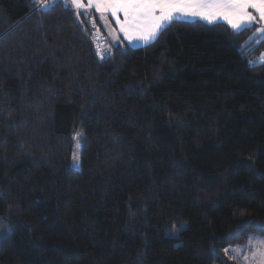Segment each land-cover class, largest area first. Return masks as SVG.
Returning <instances> with one entry per match:
<instances>
[{
    "label": "trees",
    "instance_id": "1",
    "mask_svg": "<svg viewBox=\"0 0 264 264\" xmlns=\"http://www.w3.org/2000/svg\"><path fill=\"white\" fill-rule=\"evenodd\" d=\"M255 29L178 20L100 59L62 1L0 0V264H242L264 236Z\"/></svg>",
    "mask_w": 264,
    "mask_h": 264
},
{
    "label": "snow or ice",
    "instance_id": "2",
    "mask_svg": "<svg viewBox=\"0 0 264 264\" xmlns=\"http://www.w3.org/2000/svg\"><path fill=\"white\" fill-rule=\"evenodd\" d=\"M57 0H33L38 9H49ZM65 6L76 11L79 18L80 10L95 7L96 11L101 14V18L106 19L105 13H111L116 19L119 29L124 33L125 38L132 43L134 40H141L144 43L155 41L160 33L169 28L174 21L183 17H199L209 24L216 22L218 19L226 21L231 29L239 32L243 29L250 28L256 22V16L248 9H254L259 16V20L264 22V0H88L87 6L83 0H64ZM119 13L123 14L124 19H119ZM94 24L95 21H92ZM260 37L259 43L264 42V28H257L253 37L249 41ZM97 55L101 58L104 53L97 49ZM254 61L249 60L248 64L252 65ZM255 63L264 66V53L256 58ZM82 133H76L74 138L81 136ZM80 145L77 143V148ZM80 157L74 152L73 163L79 164ZM6 227L0 224V231ZM178 231V229H173ZM252 240V237L249 238ZM251 244H249V247ZM232 249H225L228 253ZM243 249H239L242 251ZM261 264H264V252L258 253ZM239 258V256L237 257Z\"/></svg>",
    "mask_w": 264,
    "mask_h": 264
},
{
    "label": "rangeland",
    "instance_id": "3",
    "mask_svg": "<svg viewBox=\"0 0 264 264\" xmlns=\"http://www.w3.org/2000/svg\"><path fill=\"white\" fill-rule=\"evenodd\" d=\"M256 22L261 23L259 20H256ZM77 143H79V145L81 146L79 139H77L76 137L73 140V147H72V151L70 155V165L73 168H79L80 166V162L78 165L73 163V153L76 152L79 155L80 147L77 148ZM0 224L5 225V226H10V227H6L3 231H0V242H1L2 239L6 237L11 231L12 225L8 222V220L3 218L2 216H0ZM185 226H186L185 222H180L178 224L165 228L164 233L168 236L176 237L179 234V231L183 229ZM173 229H178V231H173ZM250 237H252L251 241L249 240ZM249 244H251L250 247H249ZM241 248L243 250L239 251V249ZM232 249L234 253L237 256H239L238 259L240 263L242 264H261V260H260L258 253L264 252V236L259 235V234H250L244 240V242L233 245Z\"/></svg>",
    "mask_w": 264,
    "mask_h": 264
},
{
    "label": "crops",
    "instance_id": "4",
    "mask_svg": "<svg viewBox=\"0 0 264 264\" xmlns=\"http://www.w3.org/2000/svg\"><path fill=\"white\" fill-rule=\"evenodd\" d=\"M60 1H62L64 3V0H60ZM83 2L87 6L88 0H83ZM71 10L77 16L76 11L74 9H71ZM248 11L256 16V20H259V16L255 12L254 9H248ZM80 15L83 16L86 20H88L89 18H92V19L95 20L96 25L98 26L100 31L106 37L107 45L140 46V45L145 44L141 40H134L132 43H129V41L125 38L124 33H122L120 31L119 25L116 23V19L114 17H112L110 12L109 13H105L104 15H105L106 19H103V18H101V14L98 13L96 11L95 7L93 6L92 8L88 9L87 11H85L84 9H81L80 10ZM118 15H119V19L122 21L124 19L123 14L119 13ZM180 20H188V21H190V20H200V21L206 22V21L200 19L199 17H183ZM216 22H223L226 25H228L227 22L223 21V20H219L218 19ZM253 25L256 26L255 31L257 30L258 27L259 28H264V22H261V23L255 22Z\"/></svg>",
    "mask_w": 264,
    "mask_h": 264
},
{
    "label": "built area",
    "instance_id": "5",
    "mask_svg": "<svg viewBox=\"0 0 264 264\" xmlns=\"http://www.w3.org/2000/svg\"><path fill=\"white\" fill-rule=\"evenodd\" d=\"M92 21H95L92 18H89L90 22V34H91V40H92V45L95 50V53L97 55V49L99 48L101 52L104 53V57L107 53V41L106 37L104 34L100 31L96 23H92ZM98 58L102 59L100 56L97 55ZM103 57V58H104ZM253 61V60H252Z\"/></svg>",
    "mask_w": 264,
    "mask_h": 264
}]
</instances>
